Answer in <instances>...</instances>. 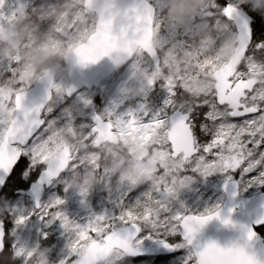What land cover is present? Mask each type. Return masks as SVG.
<instances>
[{
    "label": "rangeland",
    "instance_id": "374dc122",
    "mask_svg": "<svg viewBox=\"0 0 264 264\" xmlns=\"http://www.w3.org/2000/svg\"><path fill=\"white\" fill-rule=\"evenodd\" d=\"M221 1L235 7L241 4L238 1L243 2L241 5L255 20L256 43L251 46L243 63L249 71H240L235 82L253 77L259 80V86L244 102L247 107L256 106L264 100V57L257 56L254 47L261 42L257 37L260 26L264 24V0ZM62 4L68 14L84 17L87 14L83 3L62 0ZM180 9L181 6L178 11ZM32 12L38 21L51 20L37 13L36 6ZM54 22L50 21L46 25L52 27ZM86 24L85 18L79 29H76L73 40L85 36ZM49 41L56 42L51 46L56 50L63 43V38L56 37ZM11 56V52L0 51V64ZM219 64L213 69L219 67ZM152 65L139 51L123 70L105 80L100 87L82 91L71 100L64 98V92L69 86L68 70L58 72L53 100L44 112L45 126L22 150L28 167L20 176L27 182L37 169L42 170L48 160L64 147L71 148L72 163L68 171L46 192L39 210H35L26 197L14 196L8 200L0 196V221L7 226V249L0 264H78L89 244L88 240L102 225L116 227L127 220L129 215L120 202L127 184L158 194L135 217H131L133 224L149 223L142 240L135 242V246L155 241V238L161 242L180 235L181 219L188 214L192 215L197 207H206L208 204L217 206L216 209L221 207L224 195L220 186L232 181V177L226 175L224 169L205 174L194 167H185L186 162L181 157L172 159L167 142L169 115L178 111L191 112L198 100H210L209 82L206 77H194L200 87L195 96L179 86L178 74L165 73L160 67ZM17 71L14 67L0 75V138L13 118L14 95L28 90L27 84L32 80L31 76L25 80ZM207 74H210V70ZM173 88H178L175 97L170 94ZM96 99L97 109L93 107ZM59 104H63L61 109H57ZM92 115L99 116L113 127V133L119 139L118 145L94 144L96 136L93 134L95 126ZM89 116L92 119L89 120ZM65 128L69 135L62 132ZM97 168L98 175L95 174ZM240 174L242 178L238 183L242 197L262 193L264 166L251 172L240 169ZM243 178H247L246 187L241 185ZM142 185H146L144 189ZM57 199L64 203L51 211ZM56 212L63 214L60 219H54ZM20 217H24L23 223H17ZM84 234L88 235V242L80 241ZM175 253V258L169 264H196L184 242L176 245ZM121 261L118 252H115L106 264H121ZM133 264L148 263L136 261Z\"/></svg>",
    "mask_w": 264,
    "mask_h": 264
},
{
    "label": "water",
    "instance_id": "95a60500",
    "mask_svg": "<svg viewBox=\"0 0 264 264\" xmlns=\"http://www.w3.org/2000/svg\"><path fill=\"white\" fill-rule=\"evenodd\" d=\"M97 2L98 0H85L83 5L87 13L95 15L97 18L94 33L87 41L66 53L63 57V63L49 68L38 77L31 88L15 94L13 99L14 115L2 136L3 139L6 140L11 135L20 141H24L41 124L44 123L45 125L43 115L53 99L54 83L58 72L63 69V66L68 70L69 80V86L65 90V97L70 100L82 91H91L100 87L105 80L125 68L139 51L148 58L155 68L158 67V53L152 43L155 17L153 6L145 0H103L104 8L98 9L96 7ZM229 5H226L225 9ZM140 7L153 9L151 22L147 24V28L151 30L150 47H145L144 28L130 27L126 19V12ZM234 8L237 12L233 18L227 17L224 13L223 16L234 27L236 34L235 47L228 62L221 69L214 72L213 81L215 96L222 93L226 87L232 89V99L237 104L236 110H239L241 107H247L244 102L258 87L259 80L252 78L234 83V79H229L230 77H236L240 64L244 63L247 57L244 53L248 45L247 27H251L252 30L249 49L253 42V18L243 10ZM102 20L111 21L107 30V38L98 35L101 30ZM90 45H94L98 59L96 62L82 64L80 63L78 50ZM183 115L185 113L178 111L168 117L167 142L169 146L171 145L173 160L181 157L180 151L182 149L173 150L176 148L177 143L188 138L186 127L180 126L179 119ZM97 117L99 116H94L92 120L94 128L98 127ZM101 123L107 127L104 131L98 134L95 133L97 135L95 144L108 143L114 146L118 145L119 139L113 133V127L103 122L102 119ZM31 141L27 145L21 146V153ZM71 156L70 147L62 148L52 159L48 160L36 181L31 183L27 190L19 191L16 195L26 197L34 209L39 210L45 193L53 186L54 182L58 181L68 171L72 163ZM182 161L186 162L184 158H182ZM6 163H8V157L6 154L0 153V166H4ZM15 169L14 165L10 172L0 170V190L6 188ZM220 191L224 195V203L218 210L206 216L187 215L182 218L179 225L180 240L192 252L196 264H199L198 254L209 243H215L221 248L244 247L250 255L257 259L259 264H264V238L257 232V229L264 227V223L260 222L264 221V193L252 197H242L240 195V184L237 181L224 182L220 186ZM217 212L220 213L218 218L208 221L207 224L199 229L195 236L189 239L184 225L189 222L190 217L205 218L210 215L214 216ZM225 219L230 220L231 223H224ZM0 230L4 233L3 244L0 245L1 258L5 252L6 239V228L3 221H0ZM250 232L254 233L251 238H249ZM140 235L141 229L136 224L113 231L106 235L102 242L89 243L78 264H106L115 252H119L134 261L165 257L174 252L172 246H165L168 245L166 242L135 246L134 243L139 239ZM233 264H236L235 259Z\"/></svg>",
    "mask_w": 264,
    "mask_h": 264
},
{
    "label": "trees",
    "instance_id": "16d2710c",
    "mask_svg": "<svg viewBox=\"0 0 264 264\" xmlns=\"http://www.w3.org/2000/svg\"><path fill=\"white\" fill-rule=\"evenodd\" d=\"M73 1L76 3H83L85 0ZM146 1L156 10V16L153 22V44H155L154 47L159 56L160 62L158 67L165 73L178 74L177 82L179 86L181 85L186 91L191 92L195 96L198 95L197 93L200 91V87L195 83L194 77H198V79H200V77H206L209 82L208 93L210 99L214 97L213 74L228 62L235 47L236 34L234 27L231 23L227 22L223 16L224 8L228 4L221 0H201L199 11L191 15L190 18L180 26V21L186 15L185 0ZM238 2L243 4V2ZM241 4L236 8L243 10L253 18L252 14ZM34 6L38 7L37 13L41 14L43 17H50V21H55L52 27L46 25L50 21H38L35 18L32 12ZM179 6H181L182 9L178 11ZM82 17L84 16L68 14L66 8H64L62 4V0H11V2L4 0L3 5L0 6V51L3 53L11 52L12 56L6 58L3 63L0 64V75L6 74L10 68L15 67L19 70L17 73L20 72V76L25 80H27L28 76H31L32 80L27 84L30 88L37 78L49 68L58 63L62 64L63 56L67 52L83 44L93 34L96 24L95 16L87 13L84 18ZM85 18L87 21V24L84 26L86 27L85 36L73 40L76 29H79L78 27H80ZM255 27L256 23L253 19V44L256 43L254 39ZM56 37H62L63 43L57 46L55 50V48H51V46L56 42L52 43L49 40L56 39ZM47 43L50 44L48 48L46 47ZM44 60H50L52 66L43 69L38 68V64L42 63ZM216 64H219V67L213 69ZM208 70H210V74H207ZM239 72L238 70L236 78ZM262 83H264V80ZM9 95L13 97V95ZM200 96L201 95L198 97ZM96 103L97 99L93 103L95 109H97ZM62 107L63 104H59L57 109H61ZM189 112L190 111H185L183 113L187 114ZM49 115L50 114L46 117ZM92 117L89 116V120L92 119ZM66 130L67 128L63 129L62 132L68 134ZM42 170L41 168L37 169V171L28 178L27 182L13 189L12 195H4V197L9 200L16 196L17 192L26 190L29 185L37 179ZM16 172L17 169L14 170L6 187H8L10 183H15L13 177ZM183 172L186 171L183 170ZM225 173L232 177V181L238 182L240 178H242L240 170H225ZM95 174L98 175V168L95 169ZM20 179L22 180L21 176ZM246 179L247 178H243L244 181L241 182V185L244 187L247 186ZM145 186L146 185H142V189H144ZM261 192L264 193V190ZM157 197L158 194H155L151 190H140L136 186L127 184L120 202L122 206L126 208L127 214L129 215V213H131V216H128L124 223L116 227H108L109 224L102 225V228L98 229L96 234L89 240L87 234L81 235L80 241L84 242L88 240L89 243L102 242L109 233L133 224L134 222L131 220V217H135L139 211L143 210V207H145L148 202ZM216 207L217 206H212L211 204H208L206 207H197L192 215L206 216L215 212L217 210ZM129 208H133V210H129ZM136 225L141 229L139 241L142 240L145 229L149 226V223H138ZM257 232L264 238V227L257 229ZM158 241H160V239L155 238V241L145 242V244L141 245L145 246ZM163 242L175 248L181 240L180 236L176 235L172 238L165 239ZM118 254L122 258L121 264H133L136 262L125 258L120 253ZM175 254L174 251V253L169 256L158 257L144 262L148 264H169V262L175 258Z\"/></svg>",
    "mask_w": 264,
    "mask_h": 264
},
{
    "label": "snow or ice",
    "instance_id": "6c2138e0",
    "mask_svg": "<svg viewBox=\"0 0 264 264\" xmlns=\"http://www.w3.org/2000/svg\"><path fill=\"white\" fill-rule=\"evenodd\" d=\"M3 3L4 0H0V6ZM236 12L237 10L231 5L224 10V14L229 18H233ZM152 16L153 9L150 7L134 8L126 12V19L130 27L144 28L145 47H150L151 30L147 28V24L151 22ZM110 24L111 21L102 20L98 35L107 38V30ZM258 32L257 39L261 42L255 45L256 55L264 57V24L260 26ZM246 35L248 45L244 53L248 56L249 44L252 39L251 27H247ZM78 55L82 64L96 62L98 59L94 45L78 50ZM239 71H249L248 66L245 67L243 63L240 64ZM229 79H234V77ZM177 89L170 90L173 97L176 96ZM231 93L232 89L226 87L222 93L212 97L207 102L198 100L193 105L191 112L180 117V126L186 127L188 138L179 141L173 150L182 149L180 156L186 161L185 167H194L195 170H202L203 173L208 174L216 169L227 171L243 169L251 172L264 166V100H261L256 106L241 107L236 110L237 104L233 101ZM97 122L98 127L94 128L93 132L98 134L104 131L107 126L101 123L99 117H97ZM43 126L44 123L36 128L24 141H20L11 135L6 140L0 138V153H4L8 157V163L0 166V170L10 172L14 165L17 169L13 177L15 183H10L8 187L0 190V196L12 195L13 189L24 183L20 179V174L28 167V161L21 158V146L27 145L30 140L35 139ZM209 135H211V139H209ZM63 203V200L57 199L51 206V211ZM62 215V213L56 212L54 219H60ZM129 216H131V213H129ZM219 216L220 213L217 212L214 216L210 215L205 218L190 217L189 222L184 225L189 239L195 236L208 221ZM23 222L24 217L17 220V223ZM260 222L264 223V221ZM224 223L230 224L231 221L225 219ZM3 235V231L0 230V245L3 244ZM252 236H254V233L250 232L249 238ZM165 246L171 247V245ZM234 259L236 264H259L257 259L250 255L244 247L221 248L215 243H209L198 254L199 264H205V262L207 264H233Z\"/></svg>",
    "mask_w": 264,
    "mask_h": 264
},
{
    "label": "clouds",
    "instance_id": "9594fccd",
    "mask_svg": "<svg viewBox=\"0 0 264 264\" xmlns=\"http://www.w3.org/2000/svg\"><path fill=\"white\" fill-rule=\"evenodd\" d=\"M200 6H201V0H185L186 15L180 21V26H182L183 23L186 22L191 15L197 13L200 9ZM96 7L98 9H103L104 8L103 0H98ZM51 66H52V62L50 60H44L42 63L38 64V68L40 69Z\"/></svg>",
    "mask_w": 264,
    "mask_h": 264
},
{
    "label": "flooded vegetation",
    "instance_id": "af4514ba",
    "mask_svg": "<svg viewBox=\"0 0 264 264\" xmlns=\"http://www.w3.org/2000/svg\"><path fill=\"white\" fill-rule=\"evenodd\" d=\"M253 78H255V77H253ZM3 256V255H2Z\"/></svg>",
    "mask_w": 264,
    "mask_h": 264
}]
</instances>
